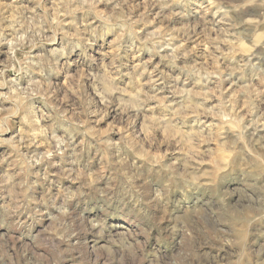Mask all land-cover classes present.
<instances>
[{"label": "clouds", "instance_id": "clouds-1", "mask_svg": "<svg viewBox=\"0 0 264 264\" xmlns=\"http://www.w3.org/2000/svg\"><path fill=\"white\" fill-rule=\"evenodd\" d=\"M0 264H264V0H0Z\"/></svg>", "mask_w": 264, "mask_h": 264}]
</instances>
